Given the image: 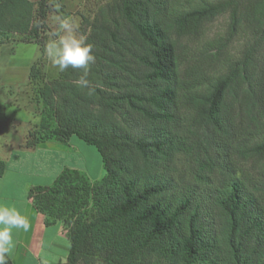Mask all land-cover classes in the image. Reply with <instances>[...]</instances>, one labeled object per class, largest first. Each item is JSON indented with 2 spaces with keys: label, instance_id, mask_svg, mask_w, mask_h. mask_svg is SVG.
<instances>
[{
  "label": "trees",
  "instance_id": "1",
  "mask_svg": "<svg viewBox=\"0 0 264 264\" xmlns=\"http://www.w3.org/2000/svg\"><path fill=\"white\" fill-rule=\"evenodd\" d=\"M54 1L0 0V45L15 35L43 53ZM110 11L86 36L87 88L82 70L44 82L30 70L39 120L19 146L75 136L104 172L66 167L28 190L45 226L65 230L57 264H264V0H114ZM179 153L195 158L199 184L178 179Z\"/></svg>",
  "mask_w": 264,
  "mask_h": 264
},
{
  "label": "rangeland",
  "instance_id": "2",
  "mask_svg": "<svg viewBox=\"0 0 264 264\" xmlns=\"http://www.w3.org/2000/svg\"><path fill=\"white\" fill-rule=\"evenodd\" d=\"M113 2L114 0L54 1V8L47 17L45 46L57 31L59 18L65 16L71 17L78 25L77 35L86 37L90 32V24L102 11H108V16L110 18L113 17L114 14L110 11ZM226 23V14L216 18L208 25L205 39L221 35L225 30ZM14 36L7 44L0 45V159L5 164L6 160L8 161L10 158V152L20 147L19 145L24 144L29 129L39 120V108L35 103V95L36 89L38 85H41V82L37 83L30 80L32 66H36L39 70L42 82L54 79L60 73L51 65L45 51L42 53L37 45L25 44L17 36ZM243 39L239 37L233 41L228 47V52L234 56H238L243 46ZM73 142L84 144L75 136L71 137L69 144L76 146ZM88 146L91 148L90 151L87 149V151L83 150L82 152L79 149L84 156L83 165L86 164L89 167V173L101 170L100 175H103L104 172L98 152L95 147ZM79 158L76 157V161ZM194 159L193 155L189 153H179L175 156L173 162L178 179H187L188 182L199 184V181L196 183L195 179L196 162ZM99 166H101V169ZM83 171L87 173L86 170L83 169ZM9 178L11 179V177ZM10 179L7 178L3 182L4 184H0V202L5 200L8 202V199L12 197L11 194L18 193L17 195H19L21 191H16V186L22 187L23 179L18 181L20 184H15L16 186L12 181H16L17 179H12V181ZM53 251H56L58 254L61 253L59 248Z\"/></svg>",
  "mask_w": 264,
  "mask_h": 264
},
{
  "label": "crops",
  "instance_id": "3",
  "mask_svg": "<svg viewBox=\"0 0 264 264\" xmlns=\"http://www.w3.org/2000/svg\"><path fill=\"white\" fill-rule=\"evenodd\" d=\"M70 142V140H69ZM46 142L37 145L33 149L18 147L11 151L10 158L6 159V171L0 178V184H4L5 179H17L12 183L20 184L23 179V186L17 187L21 190L19 195L11 194L8 202L9 206H15L23 215H26L31 228L28 232L14 230L13 237L15 248L11 255L13 264H57L64 262L68 255L69 242L65 230L61 223L52 226H45L44 217L32 205L28 199V190L36 185H50L64 167L78 170H86L91 179H97L101 175V170L89 173V167L83 165V150L90 151V147L79 142L75 145ZM86 147V148H85ZM17 149H19L17 151ZM82 151H80V150ZM76 157H80L76 161ZM101 169V166H99ZM6 198V197H4ZM59 248L61 253L53 250Z\"/></svg>",
  "mask_w": 264,
  "mask_h": 264
},
{
  "label": "clouds",
  "instance_id": "4",
  "mask_svg": "<svg viewBox=\"0 0 264 264\" xmlns=\"http://www.w3.org/2000/svg\"><path fill=\"white\" fill-rule=\"evenodd\" d=\"M78 25L71 17L59 18L57 31L45 46L51 65L59 72L69 68L82 70L83 75L76 81L78 87L87 88V75L91 64L95 62L93 45L86 42V37L77 35ZM31 222L14 205L0 203V264H8V258L15 248L14 230L28 232Z\"/></svg>",
  "mask_w": 264,
  "mask_h": 264
}]
</instances>
